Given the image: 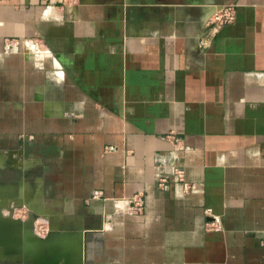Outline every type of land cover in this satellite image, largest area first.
I'll return each mask as SVG.
<instances>
[{"label": "crops", "instance_id": "obj_1", "mask_svg": "<svg viewBox=\"0 0 264 264\" xmlns=\"http://www.w3.org/2000/svg\"><path fill=\"white\" fill-rule=\"evenodd\" d=\"M3 214L14 262L264 264V0H0Z\"/></svg>", "mask_w": 264, "mask_h": 264}, {"label": "rangeland", "instance_id": "obj_2", "mask_svg": "<svg viewBox=\"0 0 264 264\" xmlns=\"http://www.w3.org/2000/svg\"><path fill=\"white\" fill-rule=\"evenodd\" d=\"M3 218L5 219L4 223H2ZM0 220L2 221L0 222V227H1V224H5L6 226H8V224L12 223L13 221L18 222L15 219L14 215H11V214L1 215ZM8 230L11 231V238L9 240L6 239L5 242L4 243L2 242L3 244L0 245V259L6 260L7 262L5 264H42L41 259H43L45 255H54V254L58 255L60 257V261L63 262L64 257L62 255L65 254L66 250H63V248L59 247V242H57L56 239H53L50 237L48 238V241L46 240L44 241L43 238L45 234L43 232L40 233L41 236L33 232L34 234L32 236L38 238L39 242L37 243V245L30 246L28 256L26 253L27 257L25 256L22 261H19V257H17L18 262L10 261L9 256H8L10 252H18V253L20 252V253L25 254V250H24L25 248H24V242H23V236H24L23 234L25 231L23 232V231L12 230L10 226ZM19 236L20 237L22 236V241L18 242L17 247H15L16 244H13L12 241L14 238L19 239L20 238ZM12 258H15V257H12ZM68 264H74V263L69 262Z\"/></svg>", "mask_w": 264, "mask_h": 264}, {"label": "built area", "instance_id": "obj_3", "mask_svg": "<svg viewBox=\"0 0 264 264\" xmlns=\"http://www.w3.org/2000/svg\"><path fill=\"white\" fill-rule=\"evenodd\" d=\"M47 2H66L70 1L71 3L76 2V0H45ZM235 17V5L234 4H225L221 7L220 10L217 12H214L205 22L203 27V33L199 40V45L201 47H205L209 44L211 38L217 34L219 29L230 22L234 20ZM174 172L176 175H178L180 178H182V169L179 167H174ZM166 181L165 177H160L158 181V185L162 187ZM184 185H187L186 182H184ZM96 193H93L91 197H96ZM133 203L134 205V211L135 212H141L142 211V199L134 195L130 200H128Z\"/></svg>", "mask_w": 264, "mask_h": 264}, {"label": "water", "instance_id": "obj_4", "mask_svg": "<svg viewBox=\"0 0 264 264\" xmlns=\"http://www.w3.org/2000/svg\"><path fill=\"white\" fill-rule=\"evenodd\" d=\"M5 235H3V233L1 234L0 238L2 239H9L11 236H9L11 234V232L9 230H4ZM7 233V234H6ZM33 241L34 242H39V239L36 237H33ZM4 243V242H3ZM64 257L63 262L60 261V257L56 254L54 255H45L43 257V259H41L42 264H68L69 262H72V256H70L69 254H67V252H65V254L62 255Z\"/></svg>", "mask_w": 264, "mask_h": 264}, {"label": "bare ground", "instance_id": "obj_5", "mask_svg": "<svg viewBox=\"0 0 264 264\" xmlns=\"http://www.w3.org/2000/svg\"><path fill=\"white\" fill-rule=\"evenodd\" d=\"M7 234V233H6ZM4 235H5V233H4Z\"/></svg>", "mask_w": 264, "mask_h": 264}]
</instances>
